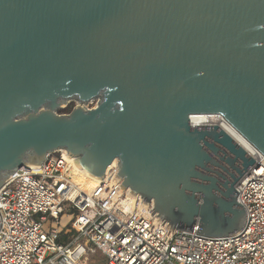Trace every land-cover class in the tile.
I'll return each mask as SVG.
<instances>
[{
    "label": "water",
    "instance_id": "water-1",
    "mask_svg": "<svg viewBox=\"0 0 264 264\" xmlns=\"http://www.w3.org/2000/svg\"><path fill=\"white\" fill-rule=\"evenodd\" d=\"M220 116L264 158V0H0V188L64 150L167 231L235 236L257 164Z\"/></svg>",
    "mask_w": 264,
    "mask_h": 264
},
{
    "label": "built area",
    "instance_id": "built-area-1",
    "mask_svg": "<svg viewBox=\"0 0 264 264\" xmlns=\"http://www.w3.org/2000/svg\"><path fill=\"white\" fill-rule=\"evenodd\" d=\"M74 161L57 150L8 176L0 188V264H89L93 255L102 264H264V158L236 186L246 222L226 238L167 231L152 202L121 196L122 180L112 181L117 164L98 181ZM63 215L72 216L66 228Z\"/></svg>",
    "mask_w": 264,
    "mask_h": 264
},
{
    "label": "rangeland",
    "instance_id": "rangeland-1",
    "mask_svg": "<svg viewBox=\"0 0 264 264\" xmlns=\"http://www.w3.org/2000/svg\"><path fill=\"white\" fill-rule=\"evenodd\" d=\"M96 102H97V100H95V101L92 103V105H90V106H94V105H96ZM88 104H89V103H88ZM76 105H77V102L69 101V102L65 105L64 109L60 110L58 113H59V114H66V113H68V111H70V109H69L70 106H72V108H73V107L76 106ZM86 105H87V104H86ZM86 105H85V106H86ZM71 220H72V216H71V215H63V216L61 217V220H60V225H61V227H63V228L68 227L69 224H70V222H71ZM88 260L90 261L89 264H102V261H101V262L99 261L97 255L89 256V257H88Z\"/></svg>",
    "mask_w": 264,
    "mask_h": 264
},
{
    "label": "bare ground",
    "instance_id": "bare-ground-1",
    "mask_svg": "<svg viewBox=\"0 0 264 264\" xmlns=\"http://www.w3.org/2000/svg\"><path fill=\"white\" fill-rule=\"evenodd\" d=\"M220 120H222L240 139H242L254 152L253 155L256 159L263 158L256 149L248 142L246 141L238 132H236L221 116L219 117ZM117 164V161H114L111 165Z\"/></svg>",
    "mask_w": 264,
    "mask_h": 264
},
{
    "label": "trees",
    "instance_id": "trees-1",
    "mask_svg": "<svg viewBox=\"0 0 264 264\" xmlns=\"http://www.w3.org/2000/svg\"><path fill=\"white\" fill-rule=\"evenodd\" d=\"M71 108H72V106H70V108H69V109L71 110Z\"/></svg>",
    "mask_w": 264,
    "mask_h": 264
}]
</instances>
